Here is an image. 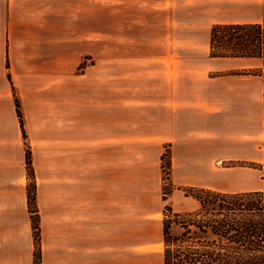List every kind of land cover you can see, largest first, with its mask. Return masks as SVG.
Returning <instances> with one entry per match:
<instances>
[{
    "label": "crops",
    "instance_id": "1",
    "mask_svg": "<svg viewBox=\"0 0 264 264\" xmlns=\"http://www.w3.org/2000/svg\"><path fill=\"white\" fill-rule=\"evenodd\" d=\"M229 2L234 9L251 4L248 0ZM193 6L215 13L221 12L222 3L0 0V264H33L29 154L41 264H126L127 222L132 228L136 224L139 231L143 224L162 229L163 218L151 216H162L166 204L178 213L194 210H184L190 201L179 197L178 190L160 203L155 196L153 211L149 210V190L144 187L148 195L145 210L127 199L126 121L120 118L124 105L93 100L79 103L78 77L72 70H63L62 59L63 31H85L86 38L92 40L95 15H119L118 25L102 28L152 29L156 23L167 28V20H157L160 16L167 19L175 10L188 12ZM258 7L264 12V0ZM263 20L264 14L256 20L223 24H258ZM173 23L170 20L169 27ZM251 61L258 60L208 57L203 68L190 75L191 83L176 87L170 71H165L167 87L161 103L165 131L157 135L170 150L171 182L176 187L218 188L216 179L221 180V173L211 171V164L219 158L215 152L221 130L214 124L229 121L235 112L239 128L235 142L244 155L234 159L255 161L262 156L261 150L254 148V134L257 132L259 139L264 131L263 80L257 78L255 91L252 85L256 81L249 77L214 76L244 70ZM79 141L87 148L80 150ZM196 172L208 173L215 181H195L191 174ZM141 188L138 184L140 197ZM173 200L180 201V206ZM153 244L139 234L136 240L132 237L129 252L150 257L145 249Z\"/></svg>",
    "mask_w": 264,
    "mask_h": 264
},
{
    "label": "rangeland",
    "instance_id": "2",
    "mask_svg": "<svg viewBox=\"0 0 264 264\" xmlns=\"http://www.w3.org/2000/svg\"><path fill=\"white\" fill-rule=\"evenodd\" d=\"M248 1L250 5L234 9L228 6L229 0H221V12L215 13L201 6L190 7L188 12L183 13L175 10L172 17L168 16L165 19V16H160L157 19L162 22L167 20V28L161 23H156L152 29L102 28V25L111 27L118 25L115 22L119 15L106 12L95 15L92 40L86 38L85 31H63V70H72L78 77L79 103L93 100L110 104L120 102L124 105V110L120 108V118L126 121L127 199L135 205H141L143 210L147 207L148 196L145 191L143 192V187L149 190L150 211H153L155 196L159 203L161 198L164 200V194L168 200L177 190L179 197H185L181 190L187 188L176 187L171 182L170 150L158 137L164 135L165 131V109L161 105L165 101L167 87L165 71H170L169 76L173 77L175 87L191 83L190 75L203 68L209 57V37L213 26L232 21L256 20L263 16L264 12L258 7L263 0ZM97 20H104V23L98 24ZM170 20L174 21L173 27H169ZM262 23L264 20L260 24ZM99 25L100 27H96ZM167 56H170L168 61L165 60ZM261 65L260 60L251 61L249 67L244 70L215 73L214 76H244L241 74L260 68ZM244 77L256 81L252 85L256 91L259 77ZM169 82L168 80V84ZM235 114L236 112L229 121L214 124L221 130V140L220 146L216 145L215 152L219 158L212 161L211 171L221 173V180L216 179L218 188L212 191L243 193L257 187L262 189L264 185L261 180L262 173L249 166L264 164V131L259 139H256L257 132L254 134V148L256 150L258 147L262 152L260 159L255 161L234 159L244 155V150L242 151L235 142L239 136ZM109 130L112 131V127ZM86 148V144L79 141V149ZM191 177L195 181L199 180L198 182L215 181L205 172L192 173ZM138 184L142 185L141 197ZM32 185L31 179V192ZM188 199L190 204L185 206L184 210L194 209L190 212L198 210L199 204L195 200L196 203L192 202V198ZM173 202L180 206V201ZM164 208L165 206L161 210ZM151 217L164 218L163 215ZM129 225L127 222L126 264H163L164 245L160 226L143 224L142 230L139 231L136 224L134 228ZM172 232L178 233V230L172 228ZM139 234L142 240L155 243L145 249L149 250L148 253L152 256L146 257L143 254L139 257L129 252L132 237L136 240Z\"/></svg>",
    "mask_w": 264,
    "mask_h": 264
},
{
    "label": "trees",
    "instance_id": "3",
    "mask_svg": "<svg viewBox=\"0 0 264 264\" xmlns=\"http://www.w3.org/2000/svg\"><path fill=\"white\" fill-rule=\"evenodd\" d=\"M209 57L260 60V68L241 75L259 77L264 84V23L213 26L209 37ZM15 107L24 135L23 117L16 99ZM27 158L33 180L29 197L35 245L33 264H41L39 218L30 154ZM249 166L262 173L264 182V164ZM181 191L200 207L194 212L175 213L171 207L165 206L162 220L163 264H264V185L259 191L243 193L194 187ZM172 228L178 233H173Z\"/></svg>",
    "mask_w": 264,
    "mask_h": 264
}]
</instances>
